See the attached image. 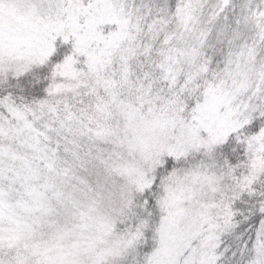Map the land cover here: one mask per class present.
I'll return each instance as SVG.
<instances>
[{"label": "snow or ice", "instance_id": "snow-or-ice-1", "mask_svg": "<svg viewBox=\"0 0 264 264\" xmlns=\"http://www.w3.org/2000/svg\"><path fill=\"white\" fill-rule=\"evenodd\" d=\"M0 264H264V0H0Z\"/></svg>", "mask_w": 264, "mask_h": 264}]
</instances>
